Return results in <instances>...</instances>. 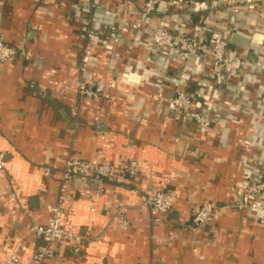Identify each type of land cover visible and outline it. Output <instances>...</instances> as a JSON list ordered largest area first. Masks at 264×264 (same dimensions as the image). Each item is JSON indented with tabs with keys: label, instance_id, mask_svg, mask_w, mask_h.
Masks as SVG:
<instances>
[{
	"label": "crops",
	"instance_id": "obj_1",
	"mask_svg": "<svg viewBox=\"0 0 264 264\" xmlns=\"http://www.w3.org/2000/svg\"><path fill=\"white\" fill-rule=\"evenodd\" d=\"M233 1L241 2V10L228 37L229 48L244 52L254 69L244 83L255 108L264 104V7L254 0ZM82 2L65 0V7L59 8L51 0H0L5 40L24 47L32 58L0 65V157L8 172L0 175V260L20 239L31 252L40 245L33 236L23 237L25 219L46 222V208L56 202L57 177L69 153L116 165L134 161L138 167L123 178L105 181L98 190L77 180L71 183L63 203L64 225L81 235L104 233L105 237L100 244L89 243L77 251L55 247L44 264H264V224L247 217L236 202L240 162L264 165L261 136L252 135L254 121L242 116L253 109L246 94L230 87L226 100L233 108L228 118L230 111L213 92L209 78L194 77L189 82L190 92L205 107L208 102L220 118L219 126L203 138L193 125L171 119L163 107H156L147 84L139 89L124 87L102 102L80 104L75 93L79 27L69 13L72 4ZM191 10L165 1L159 14L174 21L182 14L189 16ZM142 54L135 51L130 60L112 68L121 70ZM97 55L110 75L107 57L99 51ZM151 58L147 68L171 81L164 61ZM53 67L57 74L45 76ZM256 74L263 78L259 84L252 80ZM138 75L131 71L130 84L149 76L142 71ZM73 111L79 112L77 116ZM45 168L54 178L43 176ZM155 189L181 194L164 226L153 225L148 212L139 209ZM200 201L220 208L202 239L187 227L190 207ZM120 208L130 222L127 231L111 223ZM27 259L22 255V262Z\"/></svg>",
	"mask_w": 264,
	"mask_h": 264
},
{
	"label": "built area",
	"instance_id": "obj_2",
	"mask_svg": "<svg viewBox=\"0 0 264 264\" xmlns=\"http://www.w3.org/2000/svg\"><path fill=\"white\" fill-rule=\"evenodd\" d=\"M51 1L52 4H58L59 8L65 7V0ZM110 1H114L115 5L111 6ZM165 1L178 5V8L186 12L192 9L191 13L189 16L182 14L180 20L165 21L159 14ZM254 2L256 6L264 7V0ZM240 3H234L233 0H83L81 4H72L69 14L79 27L80 39V57L76 67L78 78L75 81L78 102H102L112 93L121 92L124 87L139 89L142 83L147 84L152 88L151 101L156 107H163L171 119L193 125L200 138L206 137L214 127L219 126L220 118L208 102V107H205L189 91V82L194 77L210 79L213 92L230 111L228 118H231L233 108V104L226 100L230 87H238L237 92L245 93L252 106L244 78L254 69H250L244 52L229 48L228 37L234 30L241 10ZM98 14L103 17L99 19ZM210 20H213V24ZM97 51L107 57L110 75L100 66L101 59ZM135 51L143 53L138 61L125 64L121 70L112 68L113 65L118 66L130 60ZM152 55L164 61L165 74H168L171 81L147 68V65L152 64ZM18 59L32 60L24 47L13 46L5 40L0 20V65ZM131 71L137 76L140 71L149 76L145 81L130 84ZM57 72L58 69L53 67L45 72V76L51 77ZM260 78L256 74L252 80L259 84ZM73 114L76 112L73 111ZM242 116H248L249 123L254 121L258 133L254 128L252 135L261 136V151L264 150V104H258ZM240 146L250 151L246 145ZM240 165L242 177L236 186L237 208L250 219L264 224V165L254 161H242ZM137 167L134 161L116 165L66 154L57 177V199L46 208V222L38 223L32 217L25 219L27 225L23 237L33 236L40 241V245L31 252L23 243L24 239H20L6 252V258L0 260V264H44L53 257L55 247L69 246L77 251L89 243L100 244L104 240V233L90 237L64 225L63 203L66 193L73 181L91 184L98 190L105 181L123 178L126 173L132 174ZM5 174H8L6 164L0 157V175ZM43 176L54 178V173L45 168ZM180 198L181 194L177 191L155 189L147 193L139 209L148 212L153 225L164 226L167 223L166 217ZM219 209L211 201L191 205L188 231L201 238L203 231L213 226ZM111 223L119 231H127L130 222L125 209L120 208ZM203 240L208 241L205 237ZM22 255H28L26 262H22Z\"/></svg>",
	"mask_w": 264,
	"mask_h": 264
},
{
	"label": "rangeland",
	"instance_id": "obj_3",
	"mask_svg": "<svg viewBox=\"0 0 264 264\" xmlns=\"http://www.w3.org/2000/svg\"><path fill=\"white\" fill-rule=\"evenodd\" d=\"M78 113H79V112H78ZM78 113H77V114H78ZM77 114H75V115L77 116Z\"/></svg>",
	"mask_w": 264,
	"mask_h": 264
},
{
	"label": "trees",
	"instance_id": "obj_4",
	"mask_svg": "<svg viewBox=\"0 0 264 264\" xmlns=\"http://www.w3.org/2000/svg\"><path fill=\"white\" fill-rule=\"evenodd\" d=\"M190 91V90H189ZM188 227V226H187Z\"/></svg>",
	"mask_w": 264,
	"mask_h": 264
}]
</instances>
